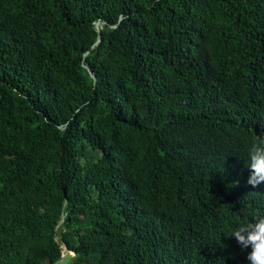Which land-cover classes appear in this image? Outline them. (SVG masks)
<instances>
[{"label":"trees","instance_id":"1","mask_svg":"<svg viewBox=\"0 0 264 264\" xmlns=\"http://www.w3.org/2000/svg\"><path fill=\"white\" fill-rule=\"evenodd\" d=\"M261 134L264 0H0V264H249Z\"/></svg>","mask_w":264,"mask_h":264},{"label":"clouds","instance_id":"2","mask_svg":"<svg viewBox=\"0 0 264 264\" xmlns=\"http://www.w3.org/2000/svg\"><path fill=\"white\" fill-rule=\"evenodd\" d=\"M244 160L250 171L248 183L253 187L264 183V135H255L249 142ZM228 236L235 238L241 248H251L249 264H264V214L237 224Z\"/></svg>","mask_w":264,"mask_h":264},{"label":"water","instance_id":"3","mask_svg":"<svg viewBox=\"0 0 264 264\" xmlns=\"http://www.w3.org/2000/svg\"><path fill=\"white\" fill-rule=\"evenodd\" d=\"M96 28H97V31L99 32V38H98V40H97V42H96V44H98L100 41H101V34H100V27H99V24L97 23L96 24ZM95 52V49H92L91 50V53H94ZM87 54V53H86ZM85 54V55H86ZM92 78L95 80L96 79V77L94 76V75H92ZM67 251V250H66ZM73 256V253L71 254V253H68V254H66L65 255V257L63 258V260H62V264H66L70 259H71V257Z\"/></svg>","mask_w":264,"mask_h":264},{"label":"rangeland","instance_id":"4","mask_svg":"<svg viewBox=\"0 0 264 264\" xmlns=\"http://www.w3.org/2000/svg\"><path fill=\"white\" fill-rule=\"evenodd\" d=\"M72 254V253H71ZM68 264V263H67Z\"/></svg>","mask_w":264,"mask_h":264}]
</instances>
